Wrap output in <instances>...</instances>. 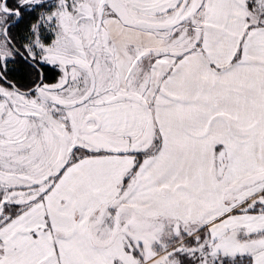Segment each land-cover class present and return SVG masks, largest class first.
Returning <instances> with one entry per match:
<instances>
[{
  "label": "snow or ice",
  "instance_id": "snow-or-ice-1",
  "mask_svg": "<svg viewBox=\"0 0 264 264\" xmlns=\"http://www.w3.org/2000/svg\"><path fill=\"white\" fill-rule=\"evenodd\" d=\"M0 264H264V0H0Z\"/></svg>",
  "mask_w": 264,
  "mask_h": 264
}]
</instances>
